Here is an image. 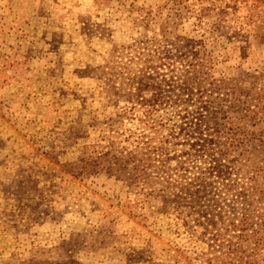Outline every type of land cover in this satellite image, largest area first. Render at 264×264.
<instances>
[{"label": "rangeland", "instance_id": "374dc122", "mask_svg": "<svg viewBox=\"0 0 264 264\" xmlns=\"http://www.w3.org/2000/svg\"><path fill=\"white\" fill-rule=\"evenodd\" d=\"M159 45L200 77L264 89V0H0V264H206L202 228L162 212L156 169L145 190L69 172L93 150L113 157L148 139L176 153L178 179L192 142L170 128L171 108L141 122L152 93L128 85ZM229 117L243 174L264 190V112Z\"/></svg>", "mask_w": 264, "mask_h": 264}, {"label": "trees", "instance_id": "16d2710c", "mask_svg": "<svg viewBox=\"0 0 264 264\" xmlns=\"http://www.w3.org/2000/svg\"><path fill=\"white\" fill-rule=\"evenodd\" d=\"M140 60L143 68L128 85L134 86L137 98L145 91L152 93V98L142 100L141 122L152 128L153 112L171 108L175 114L169 119L170 128L180 129L182 137L192 142L179 156L178 179L172 180L170 174L176 153L152 147L148 139L113 157L93 150L69 172L84 177L106 171L145 190L154 185L156 169L161 184H166L161 191L162 212H177L188 229L202 228L206 264H264V190L248 172V177L243 174L247 151L243 139L233 133L229 117L230 112L238 113V119L246 122L263 113L264 89L244 88L243 77L223 82L200 77L186 54L168 46L141 53ZM130 97L128 101L135 103Z\"/></svg>", "mask_w": 264, "mask_h": 264}]
</instances>
